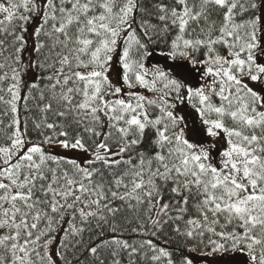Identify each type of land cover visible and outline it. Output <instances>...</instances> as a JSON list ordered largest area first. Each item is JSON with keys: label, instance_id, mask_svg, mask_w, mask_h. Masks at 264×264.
I'll return each instance as SVG.
<instances>
[{"label": "snow or ice", "instance_id": "obj_1", "mask_svg": "<svg viewBox=\"0 0 264 264\" xmlns=\"http://www.w3.org/2000/svg\"><path fill=\"white\" fill-rule=\"evenodd\" d=\"M0 264H264V0H0Z\"/></svg>", "mask_w": 264, "mask_h": 264}]
</instances>
